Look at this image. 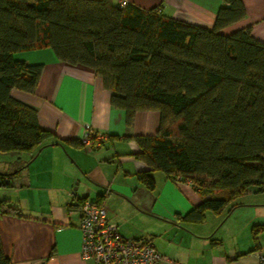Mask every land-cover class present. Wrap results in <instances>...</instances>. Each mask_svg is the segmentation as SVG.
I'll use <instances>...</instances> for the list:
<instances>
[{
  "label": "trees",
  "instance_id": "1",
  "mask_svg": "<svg viewBox=\"0 0 264 264\" xmlns=\"http://www.w3.org/2000/svg\"><path fill=\"white\" fill-rule=\"evenodd\" d=\"M223 1L208 29L163 15L159 6L0 0V152L32 151L52 135L40 127L36 108L10 93L34 92L43 69L14 54L50 48L58 60L102 76L126 126L137 111L159 113L153 135L134 136L137 157L148 166L137 178L148 190L155 187V170L191 183L201 202L181 219L221 215L250 187L263 192L264 44L251 26L221 31L245 16L241 0ZM16 174L0 172V185L12 186ZM2 213L19 209L1 200ZM0 264H12L1 239Z\"/></svg>",
  "mask_w": 264,
  "mask_h": 264
},
{
  "label": "crops",
  "instance_id": "2",
  "mask_svg": "<svg viewBox=\"0 0 264 264\" xmlns=\"http://www.w3.org/2000/svg\"><path fill=\"white\" fill-rule=\"evenodd\" d=\"M124 1L144 10L159 6L163 15L208 29L218 9L227 5L223 0ZM241 1L245 16L221 31L251 26L254 38L264 44V0ZM14 58L43 64L34 92L12 88L10 93L36 108L40 127L52 135L32 151L0 152V172L17 173L12 186L0 185V201L19 209V214H0L1 244L12 264H91L80 255L75 211L85 199L110 201L108 217L123 236L138 237L141 230L123 223L122 202L156 217L158 226L148 238L173 261L162 264H259L264 214L258 207L264 203L241 204L244 210L226 217L206 211L200 221L183 220L180 216L201 202L191 183L173 181L159 170L153 172V190L138 180L137 173L148 166L137 157L134 136L156 132L157 111H137L126 126L124 111L110 104L111 91L93 68L62 62L50 48L19 51ZM86 131L104 136L100 147L90 150L80 144Z\"/></svg>",
  "mask_w": 264,
  "mask_h": 264
},
{
  "label": "built area",
  "instance_id": "3",
  "mask_svg": "<svg viewBox=\"0 0 264 264\" xmlns=\"http://www.w3.org/2000/svg\"><path fill=\"white\" fill-rule=\"evenodd\" d=\"M121 5L126 1L121 0ZM158 10H161L158 7ZM104 136L86 131L81 145L87 149L100 147ZM104 202L82 200L75 211L79 215L81 234L80 255L91 264H162L173 262L161 254L146 236H123L117 224L108 217ZM259 264H264V253L259 254Z\"/></svg>",
  "mask_w": 264,
  "mask_h": 264
},
{
  "label": "rangeland",
  "instance_id": "4",
  "mask_svg": "<svg viewBox=\"0 0 264 264\" xmlns=\"http://www.w3.org/2000/svg\"><path fill=\"white\" fill-rule=\"evenodd\" d=\"M26 155L27 153H24V156ZM222 192L225 193L226 191L221 190L219 194H223ZM127 202L128 201L126 200L122 202V204L118 205L121 211V214H122L121 217H122L123 223H126L127 225L131 227L141 230V234L139 235L148 237L149 234H152V230L158 226L156 223H158L159 221L157 220L156 217L149 214V212L141 210ZM251 202L255 204L264 203V191L260 192V191H257L256 187H250V190L246 194H243L242 196L235 199L234 205H236V207L234 206L233 208H229L228 210L226 209L224 213L221 215L226 217L228 214L232 213L236 209H237V212L235 214H239V212L244 210L239 205L244 204V203H251ZM106 205L112 209V204H110V201ZM258 210L260 211L259 215L262 216L264 214V207H258ZM207 214L210 215L214 213L212 211H208Z\"/></svg>",
  "mask_w": 264,
  "mask_h": 264
}]
</instances>
